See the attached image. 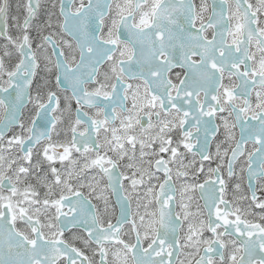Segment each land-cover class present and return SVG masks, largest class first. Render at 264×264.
<instances>
[{
    "label": "snow or ice",
    "instance_id": "snow-or-ice-1",
    "mask_svg": "<svg viewBox=\"0 0 264 264\" xmlns=\"http://www.w3.org/2000/svg\"><path fill=\"white\" fill-rule=\"evenodd\" d=\"M0 264H264V0H0Z\"/></svg>",
    "mask_w": 264,
    "mask_h": 264
},
{
    "label": "flooded vegetation",
    "instance_id": "flooded-vegetation-1",
    "mask_svg": "<svg viewBox=\"0 0 264 264\" xmlns=\"http://www.w3.org/2000/svg\"><path fill=\"white\" fill-rule=\"evenodd\" d=\"M16 2V0H13V3H15Z\"/></svg>",
    "mask_w": 264,
    "mask_h": 264
}]
</instances>
